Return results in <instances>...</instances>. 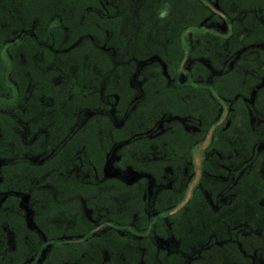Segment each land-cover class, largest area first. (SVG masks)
<instances>
[{"label": "flooded vegetation", "instance_id": "flooded-vegetation-1", "mask_svg": "<svg viewBox=\"0 0 264 264\" xmlns=\"http://www.w3.org/2000/svg\"><path fill=\"white\" fill-rule=\"evenodd\" d=\"M0 264H264V0H0Z\"/></svg>", "mask_w": 264, "mask_h": 264}]
</instances>
